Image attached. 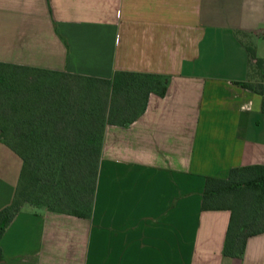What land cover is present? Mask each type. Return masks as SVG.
<instances>
[{
    "label": "crops",
    "instance_id": "obj_1",
    "mask_svg": "<svg viewBox=\"0 0 264 264\" xmlns=\"http://www.w3.org/2000/svg\"><path fill=\"white\" fill-rule=\"evenodd\" d=\"M264 0H0V62L111 78L168 76L129 125L105 130L91 216L24 204L0 264H264V232L223 248L231 212L203 210L207 177L264 164ZM22 160L0 140V210Z\"/></svg>",
    "mask_w": 264,
    "mask_h": 264
},
{
    "label": "trees",
    "instance_id": "obj_2",
    "mask_svg": "<svg viewBox=\"0 0 264 264\" xmlns=\"http://www.w3.org/2000/svg\"><path fill=\"white\" fill-rule=\"evenodd\" d=\"M248 51L257 80L245 85L262 95L264 112V59L252 47ZM12 68L58 73L63 81L46 93L20 91L11 87ZM167 83L168 76L157 73L116 71L100 78L0 62V101L13 96L17 103L16 111L0 109V140L22 160L15 195L0 210V241L24 203L90 217L106 126L131 124L145 110L149 94L164 95ZM38 183L53 192L54 203L33 200ZM202 209L230 210L223 253L242 257L249 237L264 232V164L232 168L226 178L207 177Z\"/></svg>",
    "mask_w": 264,
    "mask_h": 264
},
{
    "label": "rangeland",
    "instance_id": "obj_3",
    "mask_svg": "<svg viewBox=\"0 0 264 264\" xmlns=\"http://www.w3.org/2000/svg\"><path fill=\"white\" fill-rule=\"evenodd\" d=\"M10 75H12L13 78V85L12 88H15L18 86L20 88V91H33L35 93H46L50 91V89H54L55 86L59 85L57 82H62L63 75H60L58 73H46L41 70H34V69H27V68H12L10 70ZM12 98L8 97V100H5V102L0 101V109L5 106L12 108L11 110L16 111L17 110V103L15 104V101ZM33 102H36V99H34ZM3 114L0 113V121H2L1 117ZM242 198V197H241ZM239 198V199H241ZM54 199V194L51 190L45 192L44 189L41 188V183H38L35 188V192L33 193V200L34 201H43V202H50L51 204ZM238 201V199H236ZM27 204V203H24ZM31 204V203H29ZM39 206H44V204H37Z\"/></svg>",
    "mask_w": 264,
    "mask_h": 264
}]
</instances>
